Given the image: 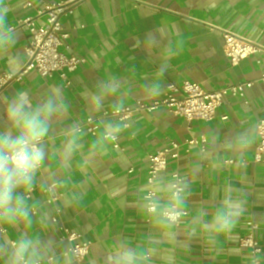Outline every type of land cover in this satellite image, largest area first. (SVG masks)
Masks as SVG:
<instances>
[{
    "label": "crops",
    "instance_id": "1",
    "mask_svg": "<svg viewBox=\"0 0 264 264\" xmlns=\"http://www.w3.org/2000/svg\"><path fill=\"white\" fill-rule=\"evenodd\" d=\"M61 1L3 0L0 7L8 23L0 25L5 37L0 75L18 72L27 61L30 34L17 27V21L31 17L44 25L46 16L38 17V12ZM61 23L70 33L69 53L88 60L70 75L71 85L66 86L58 75L42 78L31 72L0 91V126H9L5 108L20 91H27L34 105L49 97L57 98L60 105L48 121L45 147L49 158L36 176L29 201L36 203L37 217L45 213L50 220L46 228L33 225L38 238L52 241L59 253L67 246L59 240L61 223L82 234L92 246L88 258L77 264H111L117 240L129 247L152 249L149 264H251V253L238 244L248 232V222H254L262 247L259 264H264V165L254 162L257 125L264 119L260 83L248 90V104L226 98L211 122H187L166 109L137 113L127 128L115 119H103L97 136L81 132L79 150L65 154L71 127L82 126L88 117L104 111L159 100L170 83L188 80L215 91L256 81L264 71V55L258 53L232 66L224 52L222 30L264 46V0H83L73 14L62 16ZM10 28L14 35L9 38ZM113 80L119 82V91L104 94L97 108L90 93ZM153 84L161 86L160 95L149 90ZM105 123L120 126L116 134L120 148L111 142L93 154L92 142L101 136ZM251 128L255 131L247 145L235 142L238 133ZM193 138L205 142L190 146L189 152L183 150L178 159L170 158L158 176L164 180L161 197H166V186L175 173L189 185L187 215L180 226H173L174 239H169L164 230L138 213L137 204L149 188V156L171 142L185 144ZM226 140L233 141L231 148ZM52 184H56L52 195L59 199L49 205L51 194L44 191ZM227 187L237 189L247 201L237 228L216 245L207 244L203 236H191V229L214 213ZM58 209L60 223H53ZM19 229L24 232L25 226ZM7 236L6 231L0 239ZM0 264H4L3 256Z\"/></svg>",
    "mask_w": 264,
    "mask_h": 264
},
{
    "label": "clouds",
    "instance_id": "2",
    "mask_svg": "<svg viewBox=\"0 0 264 264\" xmlns=\"http://www.w3.org/2000/svg\"><path fill=\"white\" fill-rule=\"evenodd\" d=\"M0 5H3V0H0ZM5 23H8L7 15L0 7V25ZM12 35L14 29L10 28L9 38ZM4 41L5 37L0 33V47H3ZM166 67L162 66L161 72ZM14 74V71H10V75ZM160 88L159 84H153L149 90L158 96L161 94ZM97 89L90 95L99 108L104 94L119 91V82L102 83ZM59 110L57 98L49 97L34 105L27 91L18 92L7 102L5 117L9 126H0V229L8 232L6 239H0V256H3L4 264H77L78 255L70 245L57 253L52 241L38 238L33 225L46 228L50 220L45 213L37 217L36 203H29L36 176L49 158L45 147L50 131L48 121ZM68 131L70 136L65 142L66 155L81 147L80 128L73 126ZM119 131L118 124L105 123L101 136L92 142L90 151L95 154L98 148L106 147L117 138ZM254 131L255 128H251L238 133L235 142L247 145L250 133ZM225 144L231 148L233 141L226 140ZM152 183V190L144 193L137 204L138 213L164 230L169 239H174L173 226L185 215L189 185L184 180H177L166 186L167 195L161 197L158 193L163 191V178L156 177ZM246 204L242 194H237V189L227 187L214 213L191 229L190 235L203 236L207 244L216 245L237 228L246 214ZM21 225L25 226L24 232H20ZM152 255V249L129 247L117 240L110 261L111 264H149ZM250 260L251 264H258L254 255Z\"/></svg>",
    "mask_w": 264,
    "mask_h": 264
},
{
    "label": "built area",
    "instance_id": "3",
    "mask_svg": "<svg viewBox=\"0 0 264 264\" xmlns=\"http://www.w3.org/2000/svg\"><path fill=\"white\" fill-rule=\"evenodd\" d=\"M83 0H63L57 4L47 5L42 11L38 12V17L46 16L44 25H37L35 18L19 19L17 27H24L29 31L30 37L25 48L27 57L26 63L14 75L2 73L0 75V91L4 86L11 82H20L26 75L36 72L42 78H52L58 75L66 86L71 85L70 75L78 70V68L88 62L85 57L70 54V45L67 41L70 33L63 29L61 18L65 15L73 14L74 8ZM27 7L31 4L27 3ZM224 38V52L232 66H238L242 61L258 53L264 55V46L247 40L227 30H222ZM256 83H260L264 89V71L256 81H250L235 85H229L215 91H207L201 84L193 83L188 80L182 81L180 84L170 83L166 86L165 95L159 100H155L149 104L137 102L135 106H125L115 108L112 111H104L99 116L88 117L86 122L80 128V132L87 131L92 136H97L99 121L103 119H115L121 123L123 128L129 127V121L137 113H152L159 109H166L171 114L185 119L187 122L194 120L211 122L216 118L218 109L223 105L226 98L232 96L237 99L244 100L248 104L247 92ZM227 120V116L222 117ZM113 141L114 148H120L118 144V135ZM258 145L255 152V163L264 165V119L260 120L257 125ZM197 139H190L185 144L171 142L168 146L149 156V170L147 183L150 192L153 188V181L160 173L165 171L168 166V160L178 159L180 153L184 150L189 152L190 146H198L204 143ZM204 146H201V151ZM133 172V169L129 171ZM177 180H182L180 174L175 173L171 184ZM56 184H52L45 189V193L51 194L47 203L55 204L59 196L52 195ZM34 191V188H33ZM32 194V193H31ZM37 214V212H36ZM35 214V215H36ZM60 210L52 217L53 223H60ZM187 215H185L182 219ZM181 219V220H182ZM181 221L175 226H180ZM248 232L239 240V247L249 250L251 255L256 257L259 264V256L262 253L260 242L255 237L257 225L254 222H248ZM59 240L66 245H70L78 255L77 262L83 263L90 255L92 242L84 238L78 232L67 228L63 223L59 225ZM0 234H6L4 229H0ZM81 253H83L81 255Z\"/></svg>",
    "mask_w": 264,
    "mask_h": 264
}]
</instances>
